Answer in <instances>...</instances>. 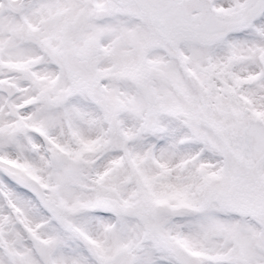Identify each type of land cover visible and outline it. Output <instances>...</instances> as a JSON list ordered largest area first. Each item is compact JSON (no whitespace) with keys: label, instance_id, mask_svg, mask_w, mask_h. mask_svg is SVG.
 I'll list each match as a JSON object with an SVG mask.
<instances>
[{"label":"snow or ice","instance_id":"1","mask_svg":"<svg viewBox=\"0 0 264 264\" xmlns=\"http://www.w3.org/2000/svg\"><path fill=\"white\" fill-rule=\"evenodd\" d=\"M0 264H264V0H0Z\"/></svg>","mask_w":264,"mask_h":264}]
</instances>
